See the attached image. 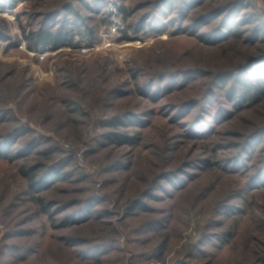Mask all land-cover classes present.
<instances>
[{"label": "rangeland", "instance_id": "obj_1", "mask_svg": "<svg viewBox=\"0 0 264 264\" xmlns=\"http://www.w3.org/2000/svg\"><path fill=\"white\" fill-rule=\"evenodd\" d=\"M45 1L30 18L24 13L32 12L36 0L14 9L9 0L6 8L0 5V27L8 21L16 39L1 42L0 138L26 127L31 132L14 151L36 138L43 141L28 158L0 159V252L5 243L20 251L19 257L25 254L16 264H264V192L246 193L243 175L217 164L199 167L213 149L214 161L236 151L218 145L243 143L262 127L264 102L215 139L202 141L184 126L185 110L176 116L170 108L199 96L204 81L157 101L137 91L158 75L230 70L247 59L249 44L205 47L194 35L172 33V26L157 37L121 41L126 23L120 8H130L138 20L157 0H109L112 22L94 21L100 40L93 47L82 42L73 49L31 50L23 30L39 27ZM251 1L264 17V0ZM130 113L131 120L118 130L101 125L102 119ZM110 131L131 133L132 139L113 143L105 136ZM57 161L65 163L70 180L38 193L56 205L51 221L34 202L21 168L39 167L43 174ZM180 169L191 176L171 184L167 179ZM160 186L167 192H156ZM90 198L101 201L92 216L82 225L62 227V219ZM17 231L23 236L13 237ZM78 241L84 244L75 245ZM94 246L99 252L89 253Z\"/></svg>", "mask_w": 264, "mask_h": 264}, {"label": "trees", "instance_id": "obj_2", "mask_svg": "<svg viewBox=\"0 0 264 264\" xmlns=\"http://www.w3.org/2000/svg\"><path fill=\"white\" fill-rule=\"evenodd\" d=\"M6 1L0 0L3 8H6ZM9 1L11 9L16 8L22 2H28V0ZM42 1L44 0H36L32 12L24 14H28L29 18L35 16L34 9L41 5ZM120 1L123 3L125 0ZM55 2L51 3L46 0L44 4L48 5H42L48 8L40 15L42 20L38 22L37 29L27 33L23 30L25 35L23 40L29 49L42 48L53 52L62 48H77L82 42L93 47L100 40L94 21H102L105 25L112 22L109 19L110 14L107 13L109 0H59L57 4ZM252 5L254 3L251 0H157L151 13L138 20L132 19L130 8L123 6L120 8L119 13L123 15L122 18L126 23V30L123 31L121 41L157 37L169 32V26H172L174 28L172 33L194 35L205 47H227L235 42L241 43V41L249 44L248 48L251 53L247 55V59L240 61L230 70L219 73L190 70L158 75L154 80L149 79L144 86L137 89L142 96L157 101L162 100L165 94H172L178 90L181 92L189 88L191 84L204 81L205 87L199 96L188 99L189 101L180 106L177 105V108L175 106L170 108L177 110L176 116H180V112L185 110L183 119L187 123L183 124L189 128V135L195 140L206 141L212 136L215 139L227 124L241 118L247 111L264 102V43L260 44L264 42V17L257 10L256 5H254L255 8ZM171 12L174 14L171 17L172 21L170 19L165 21L164 18ZM17 18L18 23L21 24V14ZM3 21L4 24L0 27V51L1 42L10 43L11 40H16L14 34L10 32L8 21ZM169 21L173 25H169ZM246 33H249V36L244 41ZM12 112H6L2 116ZM131 115L132 113L109 117V120L102 119L101 125L118 130L131 120ZM29 132H31L29 128L17 127L0 138V159L14 162L16 158H28L32 154H37L38 146L43 143L37 138L28 146L14 151V147L22 138L30 134ZM130 134L123 131H110L105 133V136L113 143L126 144L129 143V138L132 139ZM218 146L224 147L223 149L227 151L232 148L236 151L214 161L217 154L213 149L212 157L204 158L202 166L199 165V167L207 168L212 164H217L223 171H229L234 176L243 175L246 181L244 185L246 193L264 192V125L249 134L243 143ZM65 167V163L57 161L43 174L40 173L39 167L21 168V174L29 182V192L34 202L38 204L44 216H48L51 221L55 217L51 211L56 205L54 202H44L45 199L38 193L69 181L71 175L64 172ZM181 174H185V177H179ZM188 174H190L189 171L185 172L184 169H180L176 172V177H173L175 181H172L173 178L167 180L171 184H181L188 181L187 178L191 176ZM155 190L156 192H167L162 186ZM150 194L148 191L143 198H148ZM98 202L101 203L97 198L85 200L81 204L82 207L62 219L61 226L82 225L88 220L86 218L92 216L93 207ZM137 203L138 201H135L131 205L130 211ZM63 210L57 209L56 213L59 214ZM20 232H15L13 237L23 236V232ZM83 242L78 241L75 245L84 244ZM2 247L0 264H16V258L24 262L25 254L19 257L20 251L5 243ZM99 248L94 246L87 250L89 253H98Z\"/></svg>", "mask_w": 264, "mask_h": 264}, {"label": "built area", "instance_id": "obj_3", "mask_svg": "<svg viewBox=\"0 0 264 264\" xmlns=\"http://www.w3.org/2000/svg\"><path fill=\"white\" fill-rule=\"evenodd\" d=\"M40 51H43V49H40Z\"/></svg>", "mask_w": 264, "mask_h": 264}]
</instances>
